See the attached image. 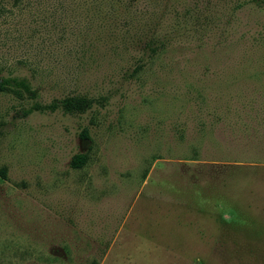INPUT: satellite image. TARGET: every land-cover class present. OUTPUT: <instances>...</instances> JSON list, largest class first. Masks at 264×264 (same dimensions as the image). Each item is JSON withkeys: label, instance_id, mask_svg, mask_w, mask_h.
<instances>
[{"label": "rangeland", "instance_id": "1", "mask_svg": "<svg viewBox=\"0 0 264 264\" xmlns=\"http://www.w3.org/2000/svg\"><path fill=\"white\" fill-rule=\"evenodd\" d=\"M12 2L0 264H264V0Z\"/></svg>", "mask_w": 264, "mask_h": 264}, {"label": "trees", "instance_id": "2", "mask_svg": "<svg viewBox=\"0 0 264 264\" xmlns=\"http://www.w3.org/2000/svg\"><path fill=\"white\" fill-rule=\"evenodd\" d=\"M21 0H13V4L17 5V2ZM14 87L11 86L9 78L0 76V92H12L16 96L22 95V91L28 90V85L25 81L21 80L18 82L12 80ZM93 100L85 94H76L72 96H66L59 100H54L46 106H38L37 109L48 111H55L57 109L64 113H83L92 106ZM87 160V155L85 153H78L72 156L70 160V166L73 168H80ZM2 173V172H1Z\"/></svg>", "mask_w": 264, "mask_h": 264}]
</instances>
